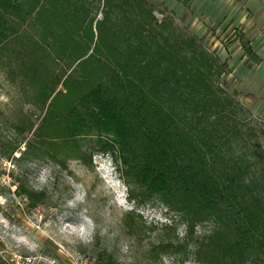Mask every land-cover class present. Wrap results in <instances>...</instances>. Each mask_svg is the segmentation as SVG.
I'll return each mask as SVG.
<instances>
[{
  "label": "trees",
  "instance_id": "1",
  "mask_svg": "<svg viewBox=\"0 0 264 264\" xmlns=\"http://www.w3.org/2000/svg\"><path fill=\"white\" fill-rule=\"evenodd\" d=\"M97 1L92 14L85 0H0V51L18 45L20 83L46 108L38 149L59 162L95 138L128 185L181 215L199 264H264V166L248 161L261 150L234 152L251 119L218 84L225 65L156 29L147 0Z\"/></svg>",
  "mask_w": 264,
  "mask_h": 264
},
{
  "label": "rangeland",
  "instance_id": "2",
  "mask_svg": "<svg viewBox=\"0 0 264 264\" xmlns=\"http://www.w3.org/2000/svg\"><path fill=\"white\" fill-rule=\"evenodd\" d=\"M85 1L95 14L99 1ZM147 1L167 26L156 29L172 38L173 24L225 65L218 84L251 119L234 152L260 148L248 161L264 166V0ZM19 52L0 51V264H199L181 215L128 185L127 166L95 138L60 163L38 149L46 108L35 86L20 83ZM208 228L198 224L196 235ZM167 239L171 248L160 250Z\"/></svg>",
  "mask_w": 264,
  "mask_h": 264
}]
</instances>
